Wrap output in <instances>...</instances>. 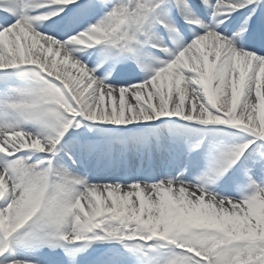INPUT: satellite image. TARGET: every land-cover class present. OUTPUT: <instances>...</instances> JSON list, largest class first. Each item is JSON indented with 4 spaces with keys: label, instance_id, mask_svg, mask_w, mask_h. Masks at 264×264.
<instances>
[{
    "label": "snow or ice",
    "instance_id": "snow-or-ice-1",
    "mask_svg": "<svg viewBox=\"0 0 264 264\" xmlns=\"http://www.w3.org/2000/svg\"><path fill=\"white\" fill-rule=\"evenodd\" d=\"M0 264H264V0H0Z\"/></svg>",
    "mask_w": 264,
    "mask_h": 264
}]
</instances>
